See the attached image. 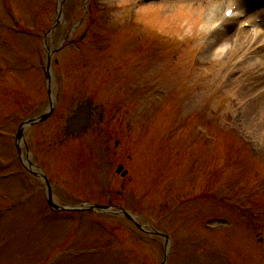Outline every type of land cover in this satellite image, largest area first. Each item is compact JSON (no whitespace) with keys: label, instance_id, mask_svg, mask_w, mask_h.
<instances>
[{"label":"rangeland","instance_id":"1","mask_svg":"<svg viewBox=\"0 0 264 264\" xmlns=\"http://www.w3.org/2000/svg\"><path fill=\"white\" fill-rule=\"evenodd\" d=\"M229 1L64 0L51 38L60 0H0V264H161L164 256L162 238L123 216L54 213L43 184L27 179L15 135L24 117L48 107L43 67L55 49L58 107L25 132L55 200L133 211L172 236L167 264H264V21L248 17L264 0L238 3L248 34L209 50L208 20ZM252 34L261 55L236 71ZM86 100L97 105L93 122L72 134L69 111ZM107 119L120 130L110 142L101 135ZM120 162L130 170L124 179Z\"/></svg>","mask_w":264,"mask_h":264},{"label":"bare ground","instance_id":"2","mask_svg":"<svg viewBox=\"0 0 264 264\" xmlns=\"http://www.w3.org/2000/svg\"><path fill=\"white\" fill-rule=\"evenodd\" d=\"M260 4L263 3V0H257ZM238 3L241 4V6L245 7V2H243V0H230L227 4L230 5H238ZM226 3H224L222 5V7L225 6ZM250 6V5H249ZM243 7L241 9L240 14L243 17H246L247 15L245 14ZM228 9V8H226ZM225 8H223V10H226ZM218 10H215V12L213 13V17H211V19L208 20L207 23V27L210 33V40H209V44H208V49L209 50H216V48L222 47L220 44L223 43L225 40L227 41V39H229L231 36H239V35H247L248 30H241V28H237L234 24L236 18H226L224 16V11L221 14L217 13ZM239 14V15H240ZM250 20H258L262 19L264 21V7L260 8L259 10H257L256 12H254L253 14H249L248 15ZM253 18V19H252ZM244 23V22H242ZM261 25H256V27H260ZM250 41L247 42V45L245 46V48L243 49V53L241 55L240 60H238L237 63L234 64V70L238 71L240 70V68L242 67V65H246L247 62H254V59L259 58V56L261 55V51L257 50L256 46L258 44H262L263 41L262 39L260 40H255L256 43L251 42L252 39L254 38H258L255 37L253 34L250 35ZM259 39V38H258ZM243 41L240 42V45H242ZM224 44V43H223ZM221 54V53H220ZM219 54V55H220ZM53 90H54V85H53ZM28 160V159H26Z\"/></svg>","mask_w":264,"mask_h":264},{"label":"water","instance_id":"3","mask_svg":"<svg viewBox=\"0 0 264 264\" xmlns=\"http://www.w3.org/2000/svg\"><path fill=\"white\" fill-rule=\"evenodd\" d=\"M49 60H50V57H49ZM52 105V104H51ZM53 107H51V110H52ZM51 112V111H50ZM50 112L46 113V114H43L41 115L39 118H37L36 120H30V121H26L24 122V124H30V123H33L34 121H37V120H44L46 119L49 115H50ZM90 120V111H89V106L88 105H85V106H80L78 108V111L76 114H74L73 116L70 117L69 119V125H70V130L71 131H74L77 127L81 128L83 127L86 123H88ZM24 124L21 125L19 131H18V135H17V140L20 141L22 136H23V127H24ZM18 149H19V152H21V148H20V144H18ZM34 174L40 176L41 178L44 179L45 183H46V188H47V200H48V203L49 205L55 209V210H65V209H74V210H77L78 207H63V206H60L58 205L54 199H53V195H52V189H51V186L50 184L48 183V180L46 178V176L44 175V173H37V172H33ZM90 210H100V211H110V208L107 207V206H101V205H90L88 207ZM122 213L127 217L129 218L130 220L134 221V218L129 214L127 213L126 211H123L122 210ZM153 233L156 234V235H159V236H162L165 238L166 240V245L168 246L169 244V237L164 234V233H161L159 231H156V230H153ZM167 252H168V247H166L165 249V254L167 255ZM166 255H165V259L163 261V264H165L166 262Z\"/></svg>","mask_w":264,"mask_h":264},{"label":"flooded vegetation","instance_id":"4","mask_svg":"<svg viewBox=\"0 0 264 264\" xmlns=\"http://www.w3.org/2000/svg\"><path fill=\"white\" fill-rule=\"evenodd\" d=\"M90 101H82L80 102L78 105L80 104H86V103H89ZM91 111H92V119L94 118L95 114H96V111H97V105L95 104V102H91ZM70 114H73L74 111H69ZM69 114V115H70ZM108 118V116H106V113H103V114H100V120L103 121L105 118ZM108 119H107V122H106V125H105V128L101 131V135L104 137L105 141L106 142H110V140L114 137L115 134H117L120 130L118 129V126L116 124H111L108 122ZM118 144V143H117ZM97 149V148H95ZM104 149V155L105 156V160L108 161V159H112L114 158L115 156H112L111 154H113L114 152L111 151V148L107 145V146H104L103 147ZM118 158H116L114 161L110 162V165L113 163H116ZM121 163V162H120Z\"/></svg>","mask_w":264,"mask_h":264},{"label":"snow or ice","instance_id":"5","mask_svg":"<svg viewBox=\"0 0 264 264\" xmlns=\"http://www.w3.org/2000/svg\"><path fill=\"white\" fill-rule=\"evenodd\" d=\"M229 15H230V13H229Z\"/></svg>","mask_w":264,"mask_h":264}]
</instances>
